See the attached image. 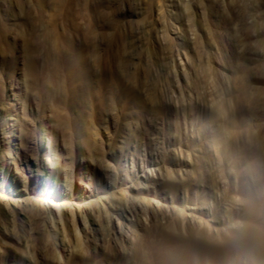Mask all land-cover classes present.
Returning <instances> with one entry per match:
<instances>
[{"label":"rangeland","instance_id":"1","mask_svg":"<svg viewBox=\"0 0 264 264\" xmlns=\"http://www.w3.org/2000/svg\"><path fill=\"white\" fill-rule=\"evenodd\" d=\"M249 199L264 0H0V264H163Z\"/></svg>","mask_w":264,"mask_h":264},{"label":"bare ground","instance_id":"2","mask_svg":"<svg viewBox=\"0 0 264 264\" xmlns=\"http://www.w3.org/2000/svg\"><path fill=\"white\" fill-rule=\"evenodd\" d=\"M247 203L249 209L242 226L220 239L205 227L184 235L169 230L156 252L159 260L163 264H264V227L256 221L260 207L251 199Z\"/></svg>","mask_w":264,"mask_h":264}]
</instances>
